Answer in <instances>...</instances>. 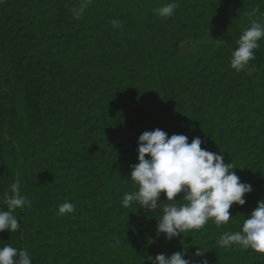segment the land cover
<instances>
[{
    "label": "trees",
    "instance_id": "1",
    "mask_svg": "<svg viewBox=\"0 0 264 264\" xmlns=\"http://www.w3.org/2000/svg\"><path fill=\"white\" fill-rule=\"evenodd\" d=\"M168 2L91 0L76 19L81 0H0V200L19 179L31 202L0 246L27 248L32 264H151L179 251L207 264H264V254L216 243L264 199V39L248 68L229 64L250 20L264 23V0H175L174 16L156 15ZM185 39L216 47L180 54ZM156 128L200 137L252 185L227 224L168 240L156 235L162 208L122 206L135 190L138 136ZM66 201L75 211L57 215Z\"/></svg>",
    "mask_w": 264,
    "mask_h": 264
},
{
    "label": "clouds",
    "instance_id": "2",
    "mask_svg": "<svg viewBox=\"0 0 264 264\" xmlns=\"http://www.w3.org/2000/svg\"><path fill=\"white\" fill-rule=\"evenodd\" d=\"M91 0H81L79 7L70 9L73 16L79 19ZM179 4L165 3L154 9L161 18L175 15ZM259 9L249 13L255 17ZM113 27H120L119 20H111ZM264 39V23L259 19H251L250 26L245 28L236 41L238 47L231 52L229 64L237 72L249 67L250 61L255 59V50L260 47L259 41ZM200 137H195L189 143L184 134H172L156 128L144 131L138 136V162L132 164L130 179L135 190L125 192L121 200L123 207L136 203L141 209L151 213L162 208V215L157 219V238L161 233L168 240L200 230L211 221L218 228L227 224L232 217L229 212L234 203L244 205L245 194L252 191V185L242 182L234 172L236 168L224 157L201 147ZM146 155L148 158H146ZM20 180L16 179L10 185L0 204V232L9 230L14 233L19 230L20 223L15 211L30 206L26 195L21 194ZM165 194L169 203L161 204V193ZM183 193L182 203H177V194ZM180 198V199H181ZM75 211L70 202H63L58 207L57 215L63 216ZM223 248L233 246L251 249L264 254V199L244 219L238 231H224L216 241ZM204 252L198 248L193 254L202 256ZM185 251L171 255L157 254L149 257L151 264H207L206 260L197 261L186 259ZM32 255L27 248H16L11 244L0 246V264H32Z\"/></svg>",
    "mask_w": 264,
    "mask_h": 264
},
{
    "label": "rangeland",
    "instance_id": "3",
    "mask_svg": "<svg viewBox=\"0 0 264 264\" xmlns=\"http://www.w3.org/2000/svg\"><path fill=\"white\" fill-rule=\"evenodd\" d=\"M215 47H216V45L214 43L210 42V40H206V39H185L179 45V53L180 54L192 53V52H197L199 50L213 49ZM2 56H3V51H2V47H1V43H0V60H1ZM1 70H2V68L0 67V71Z\"/></svg>",
    "mask_w": 264,
    "mask_h": 264
}]
</instances>
